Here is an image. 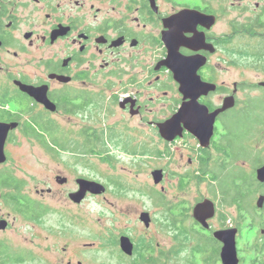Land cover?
Here are the masks:
<instances>
[{
  "label": "flooded vegetation",
  "instance_id": "flooded-vegetation-1",
  "mask_svg": "<svg viewBox=\"0 0 264 264\" xmlns=\"http://www.w3.org/2000/svg\"><path fill=\"white\" fill-rule=\"evenodd\" d=\"M245 32L264 37V0H0V123L14 124L5 141L6 161L10 144L42 143L58 126L63 152L76 164L84 158L113 160L116 150L111 149L120 145L117 153L131 157L140 173L149 154L146 145L156 138L164 145L156 156L171 159L156 168L161 171V198L166 179L177 174L170 167L173 160L189 168L178 175L179 187L191 179L208 181L211 175L219 181L241 171L244 126L255 118L252 108L261 97L244 91L264 93L259 84L264 78L229 72L254 65L243 56ZM189 57L195 64L184 69L181 62ZM184 104L188 110H182ZM173 116L175 135L167 140L159 125ZM2 165L0 180H21ZM54 177L60 186L76 187L68 198L79 189L80 178L109 187L92 176ZM8 188L0 186V203L8 213L35 221L32 205L37 200L23 186L28 212L19 214L7 207ZM88 195L95 196L87 193L84 199ZM200 201L186 211L198 227L192 210ZM214 217L208 220L210 228L202 227L211 234ZM0 220H7L1 210ZM11 224L7 220L0 230ZM106 235L120 264H148L164 251L161 243L150 244L145 230ZM124 235L133 245L132 254L121 248ZM7 255L0 250V258Z\"/></svg>",
  "mask_w": 264,
  "mask_h": 264
},
{
  "label": "rangeland",
  "instance_id": "rangeland-1",
  "mask_svg": "<svg viewBox=\"0 0 264 264\" xmlns=\"http://www.w3.org/2000/svg\"><path fill=\"white\" fill-rule=\"evenodd\" d=\"M242 37L244 59L254 65L240 70L231 69L229 72L234 77H238L241 71L244 77L253 80L264 78V64H257L253 55L255 47L262 43L260 42L262 39L247 35ZM256 93L261 97L256 98L252 108L255 118L245 123V144L247 146L249 142L248 146L251 147L249 148L254 156L263 158L264 161V126H262L264 93L261 95L255 90L244 91V95L254 97L258 96ZM53 128L55 132L47 140L50 143L53 139L61 141L60 128L58 126ZM151 139L146 145L149 154L144 157L145 164L141 173L134 167L135 163L131 157L117 153L122 148L120 145L119 148L115 145L116 148L111 149L116 150V154L113 155L116 158L113 160L84 158L76 164L64 154L62 148L56 147L58 151L53 152L39 142L20 141L10 144V158L3 163L2 169L6 172L11 171L15 177L21 179L24 183V192L40 202L44 210L39 221L30 222L20 216L15 218V213H8L9 210L0 203V210L3 214H7V220L12 222L7 231L0 230V250L8 254L7 259L3 256L0 261L3 264H70L78 261L82 264H120L118 257L106 243V234L122 229L129 232L145 230L150 244L159 242L166 251L178 244L173 237L174 230L166 225L169 213L167 209L173 204L176 213L182 208H191L195 202L203 198L213 199L216 202V214L210 222L213 229L237 227L234 222L235 207L224 205L220 201L219 189L228 180L226 176L219 181H213L211 175L207 178L208 181L197 182L191 179L184 187H179L178 175L185 174L189 168L186 166L180 168L173 160L170 167L177 173L176 176L171 180L166 179V190L162 198L159 194H154V192L160 193V185L154 183L151 172L165 165L167 159H159L156 156V150L163 148L164 145L156 138ZM105 146L110 149L111 144L105 143ZM169 161L171 159L167 162ZM238 163L241 164L240 169L245 174H250L256 168L252 167L254 163L249 158L239 160ZM56 174L68 175V177L75 174L97 177L106 180L109 187L102 194L88 195L80 204H74L69 200L68 192L76 187L73 184L60 186L55 180ZM116 175L121 176L123 180ZM48 188H51L52 192H46ZM109 189L118 193H113ZM259 194H264L263 186L258 187L251 196V204L255 207ZM160 198L161 204L156 201H160ZM256 208L258 212L254 217H262L264 221V205L262 208ZM142 211H147L151 215L148 228H145L144 223L139 220ZM221 213L228 215L225 221L221 218ZM191 217L187 219L189 224L194 222ZM249 222L250 220L247 219L246 223ZM203 232L210 234L205 229ZM254 233L253 227L238 231L236 239L239 255L247 253L243 250L253 239ZM92 244L93 248H86Z\"/></svg>",
  "mask_w": 264,
  "mask_h": 264
},
{
  "label": "trees",
  "instance_id": "trees-1",
  "mask_svg": "<svg viewBox=\"0 0 264 264\" xmlns=\"http://www.w3.org/2000/svg\"><path fill=\"white\" fill-rule=\"evenodd\" d=\"M248 34L245 32V35ZM262 42L257 45L253 51L255 62L257 64L264 63V37L261 38ZM54 130V129H53ZM244 133V132H243ZM245 138V133H244ZM48 142L47 139L42 142L49 151L57 152V148H63L62 142L57 139ZM57 147V148H56ZM249 148V147H248ZM250 149V148H249ZM247 149L245 146L243 152V159H252L254 165L252 167L259 166L264 161L263 158L254 156L252 150ZM233 175V176H231ZM224 185L222 184L220 201L224 205L234 206L236 214L234 216L235 225L238 231L245 230L253 227L255 233L251 242L243 250L245 255H239V264H264V221L263 218H255L254 215L258 212L255 206L251 204V196L257 191L258 187H264L263 184L255 178V173L252 170L250 174L237 171V173H231L226 176ZM5 180H7L5 178ZM0 180V186L9 187L5 193L7 207L13 209L19 214L26 215L28 212V205H24V201L27 198L23 194L24 183L21 180H15L12 183L8 181ZM154 194H159L154 192ZM155 198H157L155 196ZM159 203V200H156ZM34 208V219L39 221L43 213V205L34 201L32 205ZM174 207L171 206L167 209L169 212L166 218V225L168 228L174 230V239L178 241L171 249L160 252L157 256H151L148 264H221L219 249L221 243L217 241L212 234H206L200 227L197 228V223H188V208H182L179 212L174 213ZM221 218L225 221L228 215L221 213ZM247 219L250 220L249 223ZM238 234V233H237ZM239 252V248H237ZM241 250V249H240Z\"/></svg>",
  "mask_w": 264,
  "mask_h": 264
},
{
  "label": "water",
  "instance_id": "water-1",
  "mask_svg": "<svg viewBox=\"0 0 264 264\" xmlns=\"http://www.w3.org/2000/svg\"><path fill=\"white\" fill-rule=\"evenodd\" d=\"M172 51V50H171ZM170 57L174 56V51L170 52ZM195 58L189 57L187 60H182L181 67L183 66L184 69L188 68L189 66L192 67V65L195 64ZM196 66V65H195ZM180 72L181 69H180ZM261 86H264V81H261L259 83ZM185 95L187 96V92L184 90ZM194 97L192 94H189L188 97ZM49 103V104H48ZM46 103L49 107H53L50 102ZM227 107L226 105L222 107L224 109ZM188 110V105H183L182 110ZM175 119V116L171 117L170 120H166L162 124L159 125L160 127V133L161 136L166 138L167 140H170L173 138V135H175V130L173 127V120ZM14 124H6V123H0V163H4L6 161V154L4 151L5 147V141L7 137V133L11 127H13ZM255 178L258 182L262 183L264 182V163L262 165L260 164L255 168ZM161 171L158 169H154L151 172L153 181L155 184H158L161 179ZM79 183V189L75 192H71L69 194V198L74 201L75 203H80L83 201L87 193L90 194H102L105 192L106 188L103 184L94 181L89 180L86 178H80L78 179ZM264 205V194H259L257 196L256 200V207L262 208ZM216 207L215 203L212 201V199L203 198L200 202L195 204L192 210V215L194 219L203 227V228H210V224L208 220L212 218L216 213ZM140 221L144 223L146 227L150 226L151 223V215L147 211H142L139 215ZM7 225V220H0V229H4ZM237 233L238 228L237 227H228V228H222V229H216L212 232V237H214L217 241L221 243L219 256L221 260V264H239V256H238V250H237ZM121 248L122 250L127 254H132L133 245L130 242V239L128 236H121L120 238Z\"/></svg>",
  "mask_w": 264,
  "mask_h": 264
}]
</instances>
